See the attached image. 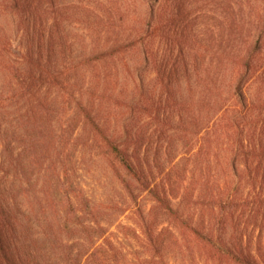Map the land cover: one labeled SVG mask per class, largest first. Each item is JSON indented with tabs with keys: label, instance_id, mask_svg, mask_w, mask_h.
<instances>
[{
	"label": "rangeland",
	"instance_id": "rangeland-1",
	"mask_svg": "<svg viewBox=\"0 0 264 264\" xmlns=\"http://www.w3.org/2000/svg\"><path fill=\"white\" fill-rule=\"evenodd\" d=\"M178 1L187 10L174 22L163 16L166 0H33L19 12L0 11L12 64L27 69L33 66L27 58L43 57L56 76L27 95L13 73L0 70V204L11 211L13 233L7 234L14 252L26 242L42 264H210L177 223L184 219L204 233L211 228L221 247L227 242L231 248L238 237L243 249L264 262L261 172L253 181L241 160L234 177L245 175L230 203L236 220L223 231V223L210 217L213 206L226 211L222 198L232 194L223 184L232 171L231 144L219 117L237 98L235 69L222 51L224 34H236L245 23L246 35H235L237 43L255 39L259 28L249 13L264 0ZM117 44L118 50L105 52ZM175 55L179 67L166 89L159 63L171 64ZM257 74L242 85L247 115L236 124L245 141L264 132ZM78 103H93L105 130L120 142L129 140L121 126L140 131L147 189L118 165L128 193L106 151L78 119ZM50 172L54 178L60 172L56 209L41 206ZM156 186L163 202L154 197ZM54 210L62 227L56 241L50 235L58 226L50 217Z\"/></svg>",
	"mask_w": 264,
	"mask_h": 264
},
{
	"label": "trees",
	"instance_id": "trees-1",
	"mask_svg": "<svg viewBox=\"0 0 264 264\" xmlns=\"http://www.w3.org/2000/svg\"><path fill=\"white\" fill-rule=\"evenodd\" d=\"M32 1L33 0H0V11L19 12L22 9L30 8ZM230 7H232L231 4ZM167 9L170 12H168ZM186 10L187 8L184 2L178 0H166L163 16L165 20L169 18L170 22H174L177 21L179 17L184 16ZM249 14L251 25L259 28L255 39L246 41L245 45L244 43H237L238 39L234 37L235 35H240L241 37L246 35V27L244 23L242 26H239L236 34L235 32H230L228 34L226 31L224 36L228 35L226 39L227 43L225 50L222 49L223 53L228 55L227 60L230 62L229 64L233 65V68L235 69V76L232 85L237 98L236 103L231 106V109L225 107L221 110L219 117L220 125L225 124V126H223L226 128L224 131L226 134V143L229 142V144H231V159L229 163L232 171L229 172L230 177L225 176L226 180L223 184L226 185L227 190H232V194L229 195L227 192V195L222 198L227 206L226 211L224 210L219 213L215 206H213L211 208L212 211L210 217L220 220L223 223V231L229 220L230 222L236 220V209L230 203L231 199L234 197L233 193L235 192V186L245 175V173H242V175L237 177V180L236 177H234L240 174V171L238 170L239 162L244 160L245 169L249 173L248 176H250L253 181H257V175L260 172L264 175V132L262 131L258 136H255V133H253L251 138L248 139V141H245L240 128H238V125L236 124L239 118L247 115L246 112H242L243 108L246 106V99L242 91L243 81L247 79L246 77L258 73L257 77L259 84L264 93V39H262L264 32V5L259 7L254 14L253 12ZM232 19L234 23L239 21L235 15ZM171 46L174 47L173 44ZM119 48L120 45L117 44L115 48H111L105 52L109 53V51H116ZM11 54V43L8 37L0 30V70L7 73L8 77H13L11 76L13 73L18 81L17 87L24 94L28 95L35 90L38 91L46 80H53V82H55L56 76L47 69L42 60L43 57H39L33 62H31V58H27V62L33 63V66L25 69L15 63L12 64L10 59ZM172 58L171 64L160 61L158 67V72L160 70L162 87L166 89L172 86L173 77L179 67V56L175 55ZM209 89L212 90L213 88L210 87ZM168 93L169 91H166V94ZM214 93L210 95H213ZM71 95H73L72 92L68 94V96ZM210 101L215 103L216 97L210 96ZM140 103L141 101H137L135 104L139 105ZM131 108L134 109V105H132ZM78 109L80 111L78 119L83 121V127L92 134L91 137L97 141L100 148L106 151V156L114 169V173L120 179L122 185L125 186L128 193H132V190L128 182L121 175L118 165L131 176L134 182L140 186L141 190L147 189L149 183L147 181V175L142 160L144 157L142 154V145L144 141L139 138L140 131L134 130L133 132V126H121V131L124 132V136L129 139V142L125 140L120 142L113 135L110 136L109 132L105 130L103 123L98 116L97 107H94L93 103L91 105L78 103ZM258 113L264 117V97L261 100V106L259 107ZM49 118L51 119V116ZM241 130L243 131V128ZM219 132L222 134L221 129ZM51 164L53 170H55L57 163L52 161ZM59 173L60 172H58V176L54 178L50 172L45 179L44 183L46 188L45 192H43V202H41V206H50L49 208L56 209L57 205H55V203H58V200L54 195V192L57 191V187L61 181ZM153 194L158 202L164 201V198H162L163 196H160L157 186L153 189ZM259 202L263 201L259 200ZM71 204L72 202H68L69 206ZM166 208L171 213L175 214V210L169 207V205H166ZM51 214L52 216L50 217L53 219L52 221L56 220L55 223L58 224L57 228H52L53 233L50 234L52 235V240L56 241L57 239H60L59 235H61L60 232L58 233L57 229L62 232L60 220L61 213L58 210H54ZM10 215L11 211L7 208L5 210V207L3 208L0 204V264H42L35 260L32 251L26 242H19L22 252H20L19 249V252H17V250L16 252L12 250V247L10 246L11 238L7 234V232L13 233V222ZM177 223H181L183 227L187 228V231L193 235V240H196L200 245L202 252L206 253L207 258L210 259V264H264V262L256 258L254 254L249 251L247 252L240 246L238 237H236L234 242H229L232 249L227 247V242L221 247L220 243L216 240L217 236L215 237L211 228L207 234L204 233V227L196 228L195 226H192V224H188L184 219ZM53 226L55 225L53 224ZM21 233L23 236L22 228ZM148 239L149 241H153L154 237L150 234ZM187 239L189 238L187 237L186 240ZM24 248L26 249V252H23Z\"/></svg>",
	"mask_w": 264,
	"mask_h": 264
}]
</instances>
